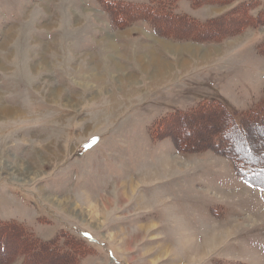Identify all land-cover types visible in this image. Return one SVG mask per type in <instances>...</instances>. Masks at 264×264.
Here are the masks:
<instances>
[{"label":"rangeland","instance_id":"374dc122","mask_svg":"<svg viewBox=\"0 0 264 264\" xmlns=\"http://www.w3.org/2000/svg\"><path fill=\"white\" fill-rule=\"evenodd\" d=\"M235 1L171 5L205 17ZM229 34L202 42L143 20L115 27L97 0H0V220L83 240L79 264H264V188L226 156L181 151L148 128L204 99L264 118V25ZM221 114L181 118L182 137L209 141Z\"/></svg>","mask_w":264,"mask_h":264},{"label":"trees","instance_id":"16d2710c","mask_svg":"<svg viewBox=\"0 0 264 264\" xmlns=\"http://www.w3.org/2000/svg\"><path fill=\"white\" fill-rule=\"evenodd\" d=\"M97 1L115 27L143 20L157 33L174 39L219 41L225 34L232 35L245 27L264 25V6H260L256 13L250 11L256 4H260L257 0H189L191 6L206 3L226 4L235 1L225 11L205 17L174 11L172 0ZM257 47L259 52L264 54V39L258 42ZM221 110L222 108L215 105L213 99H204L184 111L175 109L158 115L148 128L152 138L171 137L181 151L197 152L209 148L215 153L226 156L233 164L236 174L245 182L264 188V142L258 144L256 138H250L252 129L260 127L262 133L257 131L261 135V137L258 135V138L263 140L264 118L256 117L249 111L237 119L230 113L221 114ZM211 112H218L223 116L220 128L223 130L220 133L214 132L209 141H196L197 143L193 144L192 141L184 140L181 134L182 124L193 122L198 114L202 116ZM260 116H264V110L261 111ZM183 117L187 121L180 123ZM214 123L216 124V121H210L206 127ZM178 128L180 129L177 130ZM173 129L177 130V137L172 134ZM255 146L259 147V151L254 150ZM90 249L83 240L69 233L61 232L55 238L43 240L15 219L0 220V264H17L14 262L18 258H20L18 264H27V262L38 264L34 261V258L38 257H45L42 262L40 261L41 264L46 262L79 264L80 258Z\"/></svg>","mask_w":264,"mask_h":264},{"label":"crops","instance_id":"0c3cea01","mask_svg":"<svg viewBox=\"0 0 264 264\" xmlns=\"http://www.w3.org/2000/svg\"><path fill=\"white\" fill-rule=\"evenodd\" d=\"M105 38H106V37H105ZM161 42H162V44H168V46H169V47H168L167 45H165V48H166V49H169V50H171V49H170V48H171L170 46H172V44H171V45H169V44H170V42H163L162 40H160V43H161ZM112 44H113V42H111V48H112ZM114 44H115V43H114ZM114 44H113V46H114ZM115 46H116V45H115ZM105 54H106V56H108V57H109V56H110V51H109V52H107V53H105ZM140 56H142V55H140ZM142 57H143V56H142ZM114 64H115V63H114ZM116 65H117V63H116ZM118 65H119V64H118ZM118 65H117V66H118ZM117 86H119V87H120V84H118Z\"/></svg>","mask_w":264,"mask_h":264},{"label":"snow or ice","instance_id":"6c2138e0","mask_svg":"<svg viewBox=\"0 0 264 264\" xmlns=\"http://www.w3.org/2000/svg\"><path fill=\"white\" fill-rule=\"evenodd\" d=\"M93 142H95V138H93ZM88 146H91V144H89Z\"/></svg>","mask_w":264,"mask_h":264}]
</instances>
